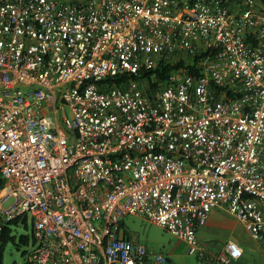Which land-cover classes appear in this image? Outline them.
I'll return each instance as SVG.
<instances>
[{"label": "built area", "instance_id": "2783aa9c", "mask_svg": "<svg viewBox=\"0 0 264 264\" xmlns=\"http://www.w3.org/2000/svg\"><path fill=\"white\" fill-rule=\"evenodd\" d=\"M215 209L264 247V0H0V264L15 220L23 264H169L127 216L237 264Z\"/></svg>", "mask_w": 264, "mask_h": 264}, {"label": "rangeland", "instance_id": "374dc122", "mask_svg": "<svg viewBox=\"0 0 264 264\" xmlns=\"http://www.w3.org/2000/svg\"><path fill=\"white\" fill-rule=\"evenodd\" d=\"M63 113L70 116L71 112L66 106L63 108ZM123 225L127 233L138 243L146 246L152 252L167 256L171 259L172 264L199 263L198 255H189L187 244L164 228L137 216L125 217ZM11 229L12 237L15 238V243L9 240L5 245L3 264H23L28 258V255L32 253L36 247L33 241L32 223L29 221L28 226H25V224H12ZM241 235L246 237L252 244V247L249 248L251 251L249 264H264V249L259 247V243L253 241L243 226L239 224L227 230L221 228L220 231L213 233L201 230L198 238L201 245L207 250H215L219 245L223 246L231 239L238 241ZM21 236H29L30 242L27 245H20L19 239Z\"/></svg>", "mask_w": 264, "mask_h": 264}, {"label": "crops", "instance_id": "0c3cea01", "mask_svg": "<svg viewBox=\"0 0 264 264\" xmlns=\"http://www.w3.org/2000/svg\"><path fill=\"white\" fill-rule=\"evenodd\" d=\"M238 224L241 225V226H243L237 219H235L234 217H232L231 215H229L225 210L215 209L211 213V216H210V219L208 221V224L202 230L203 231H209V232H212L213 233V232L220 231L221 228L223 230H227V229L233 228V226H236ZM231 240H233V239H231ZM233 241L238 242L243 247V249H244V256H243V258L237 264H249L250 263V259H251V255H250L251 254L250 253L251 251L249 250V248L252 247L251 242L248 241L246 239V237H244L243 235H241L238 238V241L237 240H233ZM223 247H224V245L223 246H220L219 245V247H217L215 250H211L210 249L208 251L209 252H214V251L220 252L223 249ZM259 247H261V248L264 249V247L262 245H260ZM170 264H172V261H171Z\"/></svg>", "mask_w": 264, "mask_h": 264}, {"label": "trees", "instance_id": "16d2710c", "mask_svg": "<svg viewBox=\"0 0 264 264\" xmlns=\"http://www.w3.org/2000/svg\"><path fill=\"white\" fill-rule=\"evenodd\" d=\"M184 63H167V62H162L159 67L148 73L150 81H152V77L156 78L158 82H165L169 75L177 70L180 67H183ZM157 86V82L153 84V87ZM19 220H15L12 224L17 225ZM10 228L5 227V231L2 234V251L4 252V247L8 243L9 240H12L13 243H15V238L10 236ZM30 242V237L29 236H21L19 239V244L20 245H27ZM169 264L171 263V259L168 258Z\"/></svg>", "mask_w": 264, "mask_h": 264}]
</instances>
